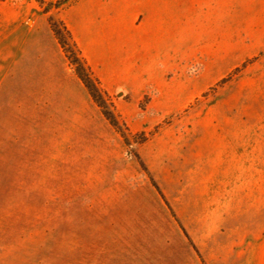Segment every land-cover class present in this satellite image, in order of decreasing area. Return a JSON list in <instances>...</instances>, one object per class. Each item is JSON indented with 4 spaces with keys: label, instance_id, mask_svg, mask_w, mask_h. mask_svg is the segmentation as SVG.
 <instances>
[{
    "label": "rangeland",
    "instance_id": "1",
    "mask_svg": "<svg viewBox=\"0 0 264 264\" xmlns=\"http://www.w3.org/2000/svg\"><path fill=\"white\" fill-rule=\"evenodd\" d=\"M61 10L42 9L18 35L16 93L0 111V169L11 172L1 182L46 185L31 202H10L11 216L0 218V250H16L3 264H86L87 250L104 248L194 250L136 154L199 250L217 234L224 240L222 232L238 239L248 231L202 167L206 178L220 156L264 170V14L226 15L223 29L219 22L187 53V65L138 94L102 84L133 134L162 126L128 146L51 31L48 18L61 19ZM40 20L45 31L28 36ZM257 234L259 246V227Z\"/></svg>",
    "mask_w": 264,
    "mask_h": 264
},
{
    "label": "crops",
    "instance_id": "2",
    "mask_svg": "<svg viewBox=\"0 0 264 264\" xmlns=\"http://www.w3.org/2000/svg\"><path fill=\"white\" fill-rule=\"evenodd\" d=\"M56 2L57 0H45ZM41 6L35 0H0V111L10 107V95L16 93L18 35L26 25L40 16ZM264 14V0H75L58 12L94 75L109 89L123 86L133 94L147 87L154 78L165 77L173 68L187 65V53L200 46L207 32L224 28L226 15ZM45 31L40 20L28 28V36ZM52 31V30H51ZM27 39H24V43ZM240 165L232 158L213 162L211 172L203 170L212 190L229 193V205L238 207L240 229L222 232L203 243L198 250L206 264H264V241L257 246L252 239L258 227L264 238V170L260 172ZM0 218L12 214L10 202H31L34 190L44 184L1 182ZM36 187V188H34ZM243 208V209H241ZM16 214V211L13 212ZM251 240V241H250ZM194 241V240H193ZM195 243V242H194ZM237 244L239 246H237ZM197 246V245H196ZM198 248V247H197ZM199 249V248H198ZM85 250H67L76 254ZM16 250H0V264ZM65 253V250H63ZM86 264H204L196 250H87Z\"/></svg>",
    "mask_w": 264,
    "mask_h": 264
},
{
    "label": "trees",
    "instance_id": "3",
    "mask_svg": "<svg viewBox=\"0 0 264 264\" xmlns=\"http://www.w3.org/2000/svg\"><path fill=\"white\" fill-rule=\"evenodd\" d=\"M35 1L42 7L45 14H50L53 8L57 10H61L67 7L68 5H71L75 0H57L56 2H50V3L46 2L45 0H35ZM48 21H49V25L51 27V30L56 40L58 41L59 45L65 52L67 58L72 64L76 65L77 76L83 82L85 87L88 89L89 94L91 95L94 102L102 110L104 117L107 119L110 125L115 129V131L118 134H120V136L123 138L125 143L128 146H130L132 144L131 143L132 139H135L136 142L143 144L147 142L151 136L155 135L157 131L162 127L161 125L157 126L155 130L151 133L142 132L141 134H133L131 132L126 122L116 112L115 107L111 103H109V101L107 100L106 98L107 92L105 91L102 85V82L100 81L99 78H97L94 75L91 67L88 65L87 60L83 56L81 49L79 48L78 44L74 40L72 32L68 28L66 23L63 20L56 18L52 14L49 16ZM255 59L257 58L252 59L251 62H254ZM246 65L247 63H244L243 66H246ZM225 81H226L225 79L222 80V83H224ZM164 124H167V123H164ZM136 157L141 167L143 168V170L148 174L153 186L156 188L159 195L161 196V198L163 199V201L165 202V204L171 211L172 215L178 221L180 228L183 231L186 239L189 241L193 249L197 251L203 263L206 264L200 252L198 251L199 249L194 243L191 235L189 234L187 229L183 226V224L178 220V217L175 211L173 210L170 202L166 198L165 194L163 193L162 189L158 185L155 178L150 173L148 167L142 160L141 156L139 154H136Z\"/></svg>",
    "mask_w": 264,
    "mask_h": 264
}]
</instances>
